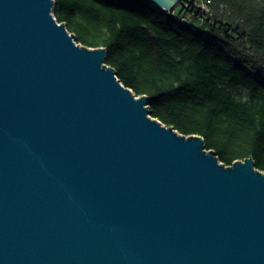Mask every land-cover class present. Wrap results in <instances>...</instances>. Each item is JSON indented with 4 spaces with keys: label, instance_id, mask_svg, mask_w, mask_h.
Here are the masks:
<instances>
[{
    "label": "water",
    "instance_id": "obj_1",
    "mask_svg": "<svg viewBox=\"0 0 264 264\" xmlns=\"http://www.w3.org/2000/svg\"><path fill=\"white\" fill-rule=\"evenodd\" d=\"M54 5L0 0V264H264L254 157L152 116Z\"/></svg>",
    "mask_w": 264,
    "mask_h": 264
},
{
    "label": "trees",
    "instance_id": "obj_2",
    "mask_svg": "<svg viewBox=\"0 0 264 264\" xmlns=\"http://www.w3.org/2000/svg\"><path fill=\"white\" fill-rule=\"evenodd\" d=\"M200 1L189 20L148 0H55L53 11L78 42L106 47L152 116L203 135L228 165L253 156L264 170V0Z\"/></svg>",
    "mask_w": 264,
    "mask_h": 264
},
{
    "label": "rangeland",
    "instance_id": "obj_3",
    "mask_svg": "<svg viewBox=\"0 0 264 264\" xmlns=\"http://www.w3.org/2000/svg\"><path fill=\"white\" fill-rule=\"evenodd\" d=\"M195 6L207 9L206 4L202 3L200 0H180L173 12L180 14L184 16L185 19L189 20V12H191ZM234 93L237 95L240 94L238 91H234ZM242 94L244 95L245 91H243Z\"/></svg>",
    "mask_w": 264,
    "mask_h": 264
}]
</instances>
